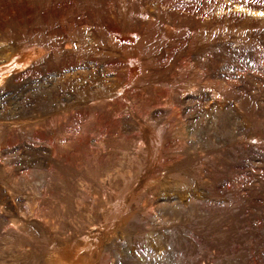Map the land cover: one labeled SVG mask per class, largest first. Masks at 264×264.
I'll use <instances>...</instances> for the list:
<instances>
[{
	"label": "rangeland",
	"instance_id": "rangeland-1",
	"mask_svg": "<svg viewBox=\"0 0 264 264\" xmlns=\"http://www.w3.org/2000/svg\"><path fill=\"white\" fill-rule=\"evenodd\" d=\"M0 264H264V0H0Z\"/></svg>",
	"mask_w": 264,
	"mask_h": 264
}]
</instances>
